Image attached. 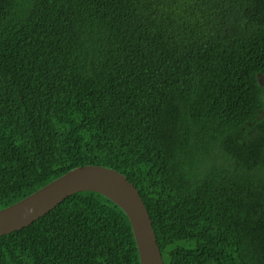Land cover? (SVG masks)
Segmentation results:
<instances>
[{"label":"trees","instance_id":"trees-1","mask_svg":"<svg viewBox=\"0 0 264 264\" xmlns=\"http://www.w3.org/2000/svg\"><path fill=\"white\" fill-rule=\"evenodd\" d=\"M122 174L163 264H264V0H0V210L68 171ZM0 264H140L78 192Z\"/></svg>","mask_w":264,"mask_h":264},{"label":"water","instance_id":"water-1","mask_svg":"<svg viewBox=\"0 0 264 264\" xmlns=\"http://www.w3.org/2000/svg\"><path fill=\"white\" fill-rule=\"evenodd\" d=\"M78 192H95L116 204L129 220L140 264H163L152 223L139 192L122 174L102 166L74 168L0 210V236L29 226Z\"/></svg>","mask_w":264,"mask_h":264}]
</instances>
